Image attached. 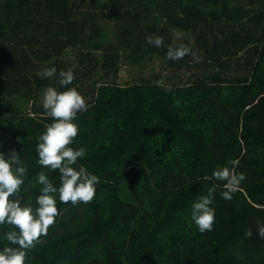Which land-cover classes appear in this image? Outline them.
Here are the masks:
<instances>
[{"label": "trees", "instance_id": "trees-1", "mask_svg": "<svg viewBox=\"0 0 264 264\" xmlns=\"http://www.w3.org/2000/svg\"><path fill=\"white\" fill-rule=\"evenodd\" d=\"M178 43L201 62L168 60ZM157 61L159 72L119 83L123 65ZM52 67L53 77L38 74ZM61 70L73 71L72 84L60 85ZM48 87L86 98L70 145L86 156L73 167L100 182L89 204L53 194L61 215L26 264H264L263 239L245 235L251 218L264 223V0H0V152H19L27 172L10 199L33 209L40 172L60 186L59 170L41 166L36 151L54 122L43 109ZM239 150L246 180L224 200L225 182L212 173ZM214 186V230L202 234L192 204ZM12 230L0 225V250L18 247L6 240Z\"/></svg>", "mask_w": 264, "mask_h": 264}, {"label": "clouds", "instance_id": "clouds-1", "mask_svg": "<svg viewBox=\"0 0 264 264\" xmlns=\"http://www.w3.org/2000/svg\"><path fill=\"white\" fill-rule=\"evenodd\" d=\"M173 36L174 40L182 41L185 34L177 31ZM147 43L159 48L164 46V38L148 36ZM186 56H192L197 62L202 60L184 43L167 47L168 60L179 61ZM38 74L50 78L57 74V69L43 68ZM58 77L60 85L64 87L72 84L75 79L72 70H61ZM157 85L163 86V82L157 81ZM165 91L172 92L173 89L169 85L165 87ZM88 107L86 98L74 87L62 92L54 87L44 89L43 109L54 122L47 125L46 131L39 137L36 151L41 166L53 171L59 170L60 186L57 188L44 172H40L38 183L42 187L36 200L37 208L22 207L19 200L10 199L19 194L25 182L27 168L23 166L20 154L14 148L7 155L8 159L0 152V225L7 223L14 227L15 230L6 233V240L11 245H18L5 246L0 250V264H26L27 252L36 247L42 236L48 235L49 228L61 215L53 194L58 192L61 203L70 202L74 206L80 203L89 204L94 200L99 177L89 173L83 165L79 170L73 167L79 159L86 156V149L76 150L70 147L79 134V127L74 120L78 113L86 112ZM18 141L21 143L20 138ZM230 164L231 167L218 168L212 173L217 181L225 182V191L222 193L224 200H232L236 192L242 191L241 183L246 180L244 173L236 171L239 161L233 160ZM215 190V186L209 188L206 195L200 196L192 204L191 219L202 234L214 230L216 217L211 205ZM257 233L264 239V225L257 226ZM245 235L251 238L253 233L248 230Z\"/></svg>", "mask_w": 264, "mask_h": 264}, {"label": "rangeland", "instance_id": "rangeland-1", "mask_svg": "<svg viewBox=\"0 0 264 264\" xmlns=\"http://www.w3.org/2000/svg\"><path fill=\"white\" fill-rule=\"evenodd\" d=\"M161 69V64L157 61L154 63H149L143 67V70L137 69L135 70L134 68L130 67L129 65H123L120 75H119V83L124 85V84H129V83H134V82H139L140 79L143 77H149L155 73V71H160ZM19 106L25 113L30 112V106L31 103L29 101H21L19 103ZM243 156V152L241 150L238 151L237 153V160L241 159ZM264 213V208L262 209ZM258 225H264L263 222H261L259 219L253 217L250 219V230L252 231L253 235L251 237V240L256 243L260 240H262L257 233V226ZM257 254L264 260V239L262 242V245L260 248L257 250Z\"/></svg>", "mask_w": 264, "mask_h": 264}]
</instances>
